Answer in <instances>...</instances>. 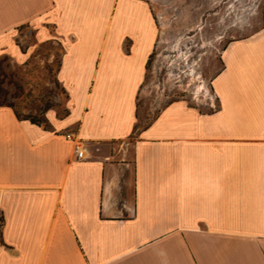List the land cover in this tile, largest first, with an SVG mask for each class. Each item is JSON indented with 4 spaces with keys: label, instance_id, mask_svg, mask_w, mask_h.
I'll return each mask as SVG.
<instances>
[{
    "label": "crops",
    "instance_id": "0c3cea01",
    "mask_svg": "<svg viewBox=\"0 0 264 264\" xmlns=\"http://www.w3.org/2000/svg\"><path fill=\"white\" fill-rule=\"evenodd\" d=\"M22 27L59 43L66 112L0 106V264H264V6L222 48L211 111L174 101L141 126L142 0H0V55L22 58Z\"/></svg>",
    "mask_w": 264,
    "mask_h": 264
},
{
    "label": "rangeland",
    "instance_id": "374dc122",
    "mask_svg": "<svg viewBox=\"0 0 264 264\" xmlns=\"http://www.w3.org/2000/svg\"><path fill=\"white\" fill-rule=\"evenodd\" d=\"M142 1L154 20L155 38L136 95L137 126L174 101L211 111L210 81L220 68V52L229 41L258 30L264 0ZM13 42L22 58L0 55V104L19 118L46 120L48 112L61 118L66 110L56 78L59 43L39 42L24 27Z\"/></svg>",
    "mask_w": 264,
    "mask_h": 264
},
{
    "label": "trees",
    "instance_id": "16d2710c",
    "mask_svg": "<svg viewBox=\"0 0 264 264\" xmlns=\"http://www.w3.org/2000/svg\"><path fill=\"white\" fill-rule=\"evenodd\" d=\"M0 106H2V105L0 104ZM7 107H8V106H7ZM13 114H14V112H13ZM14 116H15V118L18 119V120H26V121L30 122L31 124L42 125L43 127H46V126H47V122H46V120H45L44 118L41 119V121H33V120L28 119V118H26V117L19 118L16 114H14Z\"/></svg>",
    "mask_w": 264,
    "mask_h": 264
},
{
    "label": "built area",
    "instance_id": "2783aa9c",
    "mask_svg": "<svg viewBox=\"0 0 264 264\" xmlns=\"http://www.w3.org/2000/svg\"><path fill=\"white\" fill-rule=\"evenodd\" d=\"M65 138L67 140H73L72 136L70 134H66ZM75 150H76V158H82L83 157V150L80 148V145L78 143H75Z\"/></svg>",
    "mask_w": 264,
    "mask_h": 264
}]
</instances>
